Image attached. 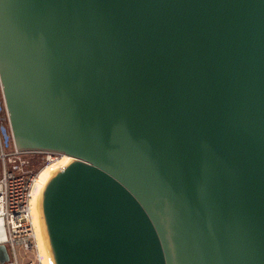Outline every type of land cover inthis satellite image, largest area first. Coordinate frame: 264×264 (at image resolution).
Wrapping results in <instances>:
<instances>
[{
    "label": "water",
    "instance_id": "water-1",
    "mask_svg": "<svg viewBox=\"0 0 264 264\" xmlns=\"http://www.w3.org/2000/svg\"><path fill=\"white\" fill-rule=\"evenodd\" d=\"M0 90L51 264H264V0H0Z\"/></svg>",
    "mask_w": 264,
    "mask_h": 264
},
{
    "label": "built area",
    "instance_id": "built-area-1",
    "mask_svg": "<svg viewBox=\"0 0 264 264\" xmlns=\"http://www.w3.org/2000/svg\"><path fill=\"white\" fill-rule=\"evenodd\" d=\"M33 152L47 153L46 159L56 154L14 147L0 90V244L6 252L0 264H43L29 211L35 171L28 161Z\"/></svg>",
    "mask_w": 264,
    "mask_h": 264
},
{
    "label": "bare ground",
    "instance_id": "bare-ground-1",
    "mask_svg": "<svg viewBox=\"0 0 264 264\" xmlns=\"http://www.w3.org/2000/svg\"><path fill=\"white\" fill-rule=\"evenodd\" d=\"M69 159H70V156L67 154H64V153H59V156H54V157L49 158L50 163L46 167L44 166L41 170L39 169L37 174L36 173L34 174L32 184H31L30 198H29V211H30V217H31V215H33L32 217L34 218V220L37 223L38 231H36V232H38V234H39L38 240H40L38 242H41L40 244L42 246V252H43L44 257H42V254L40 253L41 251L38 247V242H37L35 231H34V233H35L38 253L42 258L43 264H45L43 258L45 259L46 264H51V261H50V256H49V252H48V248H47V243H46V238H45V234H44L41 215H40V211H39L37 196H38L39 189L41 188L44 180L51 173H53L56 169L63 167L69 161ZM32 217H31V221H33ZM32 224H34V222Z\"/></svg>",
    "mask_w": 264,
    "mask_h": 264
},
{
    "label": "rangeland",
    "instance_id": "rangeland-1",
    "mask_svg": "<svg viewBox=\"0 0 264 264\" xmlns=\"http://www.w3.org/2000/svg\"><path fill=\"white\" fill-rule=\"evenodd\" d=\"M45 154H47V153L33 152V153L29 154L31 161L29 159L28 163H29V165H31L33 167L36 174L38 173L39 169L41 170L44 166L46 167L50 163L49 159L45 158ZM48 156L54 157V156H59V154L49 153ZM32 216L33 215H31V217ZM32 220H33L32 223L34 222V224H35V225L33 224V228H35L34 231L36 233V238H37V242H38L40 240H38L39 234H38V232H36V231H38L37 223L33 217H32ZM40 243L41 242H38V247L41 251V252L40 251L39 252L42 254V257H44L43 252H42V246ZM43 260H44V263L46 264L44 258H43Z\"/></svg>",
    "mask_w": 264,
    "mask_h": 264
},
{
    "label": "trees",
    "instance_id": "trees-1",
    "mask_svg": "<svg viewBox=\"0 0 264 264\" xmlns=\"http://www.w3.org/2000/svg\"><path fill=\"white\" fill-rule=\"evenodd\" d=\"M29 159H30V157H29ZM30 161H31V159H30Z\"/></svg>",
    "mask_w": 264,
    "mask_h": 264
}]
</instances>
